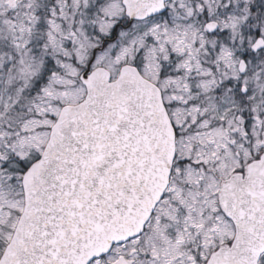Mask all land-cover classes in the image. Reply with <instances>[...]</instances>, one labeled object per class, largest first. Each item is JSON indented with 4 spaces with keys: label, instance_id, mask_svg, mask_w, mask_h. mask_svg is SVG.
I'll return each mask as SVG.
<instances>
[{
    "label": "snow or ice",
    "instance_id": "obj_1",
    "mask_svg": "<svg viewBox=\"0 0 264 264\" xmlns=\"http://www.w3.org/2000/svg\"><path fill=\"white\" fill-rule=\"evenodd\" d=\"M0 264H264V0H0Z\"/></svg>",
    "mask_w": 264,
    "mask_h": 264
}]
</instances>
